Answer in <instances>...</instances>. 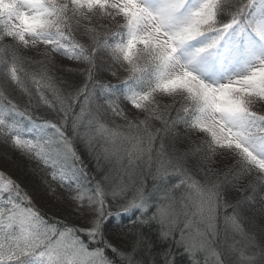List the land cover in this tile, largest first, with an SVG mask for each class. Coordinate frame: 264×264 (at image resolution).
<instances>
[{
	"label": "snow or ice",
	"instance_id": "snow-or-ice-1",
	"mask_svg": "<svg viewBox=\"0 0 264 264\" xmlns=\"http://www.w3.org/2000/svg\"><path fill=\"white\" fill-rule=\"evenodd\" d=\"M0 165V264H264V0H0Z\"/></svg>",
	"mask_w": 264,
	"mask_h": 264
},
{
	"label": "trees",
	"instance_id": "trees-1",
	"mask_svg": "<svg viewBox=\"0 0 264 264\" xmlns=\"http://www.w3.org/2000/svg\"><path fill=\"white\" fill-rule=\"evenodd\" d=\"M0 167H2V165H0ZM10 174H12V175L14 176V178H15V176L19 175L20 173H19L18 170L13 169V170L10 172ZM24 183H28L29 186L32 187V186H34L35 181H30V180L27 179V178H23V179H22V186H23Z\"/></svg>",
	"mask_w": 264,
	"mask_h": 264
}]
</instances>
